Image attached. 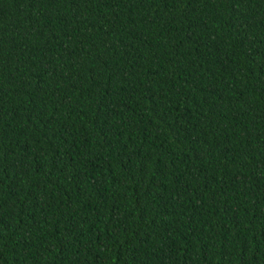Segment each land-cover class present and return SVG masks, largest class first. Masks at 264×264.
I'll list each match as a JSON object with an SVG mask.
<instances>
[{
  "label": "trees",
  "instance_id": "obj_1",
  "mask_svg": "<svg viewBox=\"0 0 264 264\" xmlns=\"http://www.w3.org/2000/svg\"><path fill=\"white\" fill-rule=\"evenodd\" d=\"M0 264H264V0H0Z\"/></svg>",
  "mask_w": 264,
  "mask_h": 264
}]
</instances>
